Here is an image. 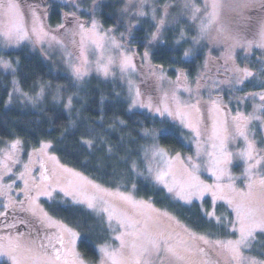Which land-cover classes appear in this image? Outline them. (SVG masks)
I'll return each instance as SVG.
<instances>
[{"label": "rangeland", "instance_id": "rangeland-1", "mask_svg": "<svg viewBox=\"0 0 264 264\" xmlns=\"http://www.w3.org/2000/svg\"><path fill=\"white\" fill-rule=\"evenodd\" d=\"M18 2L20 3L25 14L26 30L28 31L29 36L27 40H21L19 43H17L15 40H13L11 43H6L4 40L0 39V58L3 60L12 61L9 56H5V53L11 50H16L23 45L29 46L32 49L38 48L41 52H43L44 58L47 60V62H49L51 67L56 70L66 69L69 72V60L76 63H81L86 59L88 61L86 65L88 74L82 81L92 77L110 81L116 88L121 87V89L117 88L119 92L116 95L122 97L128 103L130 110L145 109L162 118H169L182 126L183 124L180 122L181 117H170L166 113L161 115L155 111V108L157 106L163 107L165 104H167L169 107L174 109L177 104H179L183 113V118L185 120H194L197 116L195 111L192 109H186L184 106L186 104H195L197 100L200 101V115L204 117L208 131L207 134L200 138L199 146L196 143L194 134L190 133L189 129L184 126L183 127L186 129L187 133L185 144L188 146V150L186 152L171 154L159 144L163 149L170 153V156L166 157V159L171 160L172 170L177 173L178 180L180 179V171L183 167L187 166V158H194L198 149L201 153V158L205 162L221 156L222 153L220 145L222 138L225 136V125L227 126L228 143L226 147L228 151L237 154L244 152L247 150L248 143L251 142L254 143L256 147V153H254L256 158H264V156L259 155L264 153V110L256 112V115L260 116L261 119L252 120L247 123L246 127H244V132L247 136V139L238 135L233 120V118L238 114L243 117H247L253 113L254 108L261 106L259 95L264 94V77L260 76V73H264V48H259L255 45H253L250 50L244 47H238L234 50V62L229 61L226 64L225 60L223 59L225 51V46L223 44L213 45L208 41H201V45L206 44L210 49H208L209 51L206 53L204 68L199 73V75L193 79L188 75V73L181 72L176 67L173 69L174 75L170 76V70L154 66L151 63L148 54L147 58L143 56L141 63L142 73L144 74V85L147 89L146 95L143 96L142 88L140 86V70L136 63L134 54L127 44L115 36L125 47L120 49L119 52L117 50L111 49L110 45L105 46L103 50H101L100 48H96L89 38H85L81 44L80 35H73L74 32H77V19L88 24L89 26L92 20H95L98 23L99 35L97 37H92L91 39L99 40V37L104 36V34L108 33L110 30L104 28L97 18H92L88 21H85L84 19L82 20L79 16L82 11L79 8V0L64 1L70 7V13L67 19L68 22L63 25V29L60 34L53 32L48 28L46 23V9L43 8L42 5L40 6L39 3H37V5L35 3L31 5L28 4L24 9V6L21 4V2L19 0ZM127 2L129 3V0H127ZM193 2L196 3L198 7L203 9L204 0H193ZM129 4L133 5L134 7H139L138 0H132V2ZM173 5H177L176 8L174 7V10H172V5H167L169 6L168 16L166 17L167 23L162 29V34L158 39L164 38V31L170 23H175L179 34L183 32L186 39L190 38V36H188V33L185 31V26L188 27L190 24L194 26L195 35H198L199 20L193 21L189 19L190 12L182 7L183 0L174 1ZM153 7L156 9V17L158 20L164 14L166 4L159 6L155 3V0H149L148 4L145 5V11L147 13L146 16H152ZM225 9H227V11L223 12L221 22L226 24L233 32L239 34L246 40H259L258 32L262 24H264V11L260 9H251L241 14L240 12L232 11L230 6L226 7ZM33 13H35V16L38 18L37 27L39 28L42 26L43 30L48 33L47 37L41 36L38 40L37 37L32 34L31 29L33 27ZM249 17L251 19H249ZM68 33H70L71 39L69 42H67L65 38L66 34ZM195 35L192 36V41ZM211 35H216L215 26H213ZM53 36H55V40L52 39ZM180 38H177L178 41ZM56 41H60V43H57ZM100 43L104 42L101 40ZM200 44H194L193 42L189 44V48L186 52H189L190 54L188 57H186L187 59L192 57V55L195 53V48H197ZM216 48L220 49L219 54L216 53ZM125 50H127V55L132 57V64L135 65V67L121 71L119 67L121 59L120 53L125 52ZM109 56L115 58L116 63L109 67L110 74L105 77L102 72H98L96 70V61L103 57L106 62L107 57ZM235 67H246L252 71L254 75L253 77L245 80L243 84H237L235 82ZM0 72L11 71H5L3 68H0ZM161 75H163V79H161ZM178 77L180 78L178 79ZM246 84L251 86L248 88V91L243 92ZM40 91H38V93L34 96L27 95L25 97H27L30 102H36ZM20 92L21 91L17 93L19 94ZM137 92L140 94L139 97L136 96ZM173 93H175V99L172 98ZM165 96L168 97L167 100L165 99ZM231 96L235 102H237L236 104H232ZM29 97L32 99L30 100ZM149 97H151L152 100L151 110H149L148 107H140L139 104L141 102L147 104ZM133 98L137 100L136 107L131 106V101ZM12 100L13 97L11 95L7 101V105L12 104ZM213 102H215V106H213ZM248 105L251 106H249V108H245V106ZM213 125H215L216 136L215 139L210 140L208 137L212 135ZM155 134L157 135L156 132ZM233 136H236L235 141L232 140ZM15 141L17 140L3 142L0 145V177H2V179H0V213L5 211L4 205H8L6 215H0V235H4L3 228L9 227V224L12 223V220L10 219V212L13 210L14 206L20 207L19 210L22 216H24L22 209H28L30 206L32 208L38 209V215L34 216L35 222L31 224L32 229H27L25 231L23 229L22 232H31L34 237H38L39 240H42L46 244L48 243L49 237L52 238L53 243H56L55 237L59 233V228L56 225H62L67 229L75 231L60 220L52 217L45 210L43 201L50 202L54 200L69 201L71 203L83 205L87 208H89L87 201L93 200V202L96 204V208L89 209L94 210L105 218L106 226L111 231V238L107 243L116 247H118L119 241H115L114 237L119 235L120 231L114 232L113 229L118 227V222L120 219L131 214L132 212L137 214L138 219L147 220L153 232L163 230L174 236L178 235L183 239H190L192 234L201 235L189 230V228L186 227L179 219L174 217L166 210L157 207L151 200L138 197L134 189L124 190L104 187L85 174L61 163L57 155H55L51 150V147L41 152V148L45 143L40 144L29 152H25L21 146V143L17 145L16 149L11 148L12 143ZM157 143H159L158 140ZM151 144L152 139L149 146ZM213 145H215V147H213ZM207 153H211L212 156H208ZM9 155L11 156V159H6V156ZM177 155L181 157L180 160L175 159ZM51 157H55V160L51 159ZM144 164L146 167L148 166V161L145 159ZM156 166V163L153 162V167ZM159 166L164 167L163 164H160ZM246 167L247 164L243 159L239 158L238 156H234L232 164H230L226 169V175L219 181L216 179V176L211 174L213 171L211 166H209L207 171L202 169L195 175L198 177L199 181H202L205 185H215L217 183L221 184L224 188L223 194L226 197H231L234 196L235 193L229 190V184L232 185L236 192L245 190L247 181L243 179L242 174L244 173ZM5 169H7V171H5ZM64 169H70L71 171L65 172ZM42 173H45V175L48 177L46 180L41 179ZM72 173H77L78 175H72ZM229 175L233 177L231 181H229L227 178ZM258 175L259 171L257 172V176ZM26 181L29 186H32L34 182L40 184L42 188H46L51 192V196L49 197L47 195H41L35 201V203L32 204L31 201L25 199ZM171 182V178H169L168 183L171 184ZM157 184L168 192L167 188H165L163 184ZM9 185L11 187H8ZM49 185H51V187H49ZM93 185H98L103 191H98L97 188L93 187ZM62 188L68 191L70 195L66 196L64 192L61 191ZM118 193L132 195L133 200L142 206L136 209H131L129 205L119 199ZM34 194L35 193H31L30 195ZM170 194H172L176 200L184 204H190L185 202L183 199H179L176 193ZM218 195H220V193H218ZM206 198H211L213 205V197L211 193L205 194L203 198H191V203L199 202L204 208L203 200ZM21 201H23L22 206H20ZM217 203L225 202L216 200L215 206ZM101 207L107 208L109 213L112 214L111 225L108 223L109 214L101 213ZM28 213L29 215L32 214L30 211H28ZM5 216L9 219L4 220L2 217ZM42 219L44 220L43 223H41ZM25 221L26 219L23 217V223H25ZM17 229H19V227H17ZM256 235L255 239L251 241L252 248L244 249V255H251L258 261H264V258L254 255L257 254L253 251V245L257 238ZM207 238L211 242H226L229 239H235L237 237L235 236L234 238L229 239H213L207 236ZM78 242L79 240L76 244L77 252H79ZM197 243H200L201 247H203L205 250L204 256L198 255L193 257V259L197 261L198 264L201 260H209L211 264H230L228 260L229 253L224 251L222 248L217 247L214 243L207 245L199 241H197ZM64 244L66 249H71V236L67 232L64 233ZM102 246L104 245H101L100 247ZM57 247H59V244H57ZM259 253L260 255L263 254L264 250ZM2 260L7 261V258H0V262ZM84 260L86 261V264H101V255L99 260L95 263L88 261L86 258H84ZM8 263L10 264L9 261Z\"/></svg>", "mask_w": 264, "mask_h": 264}, {"label": "trees", "instance_id": "trees-1", "mask_svg": "<svg viewBox=\"0 0 264 264\" xmlns=\"http://www.w3.org/2000/svg\"><path fill=\"white\" fill-rule=\"evenodd\" d=\"M19 1L24 9L28 4L42 5L46 9L47 26L53 32L60 34L63 29L61 25L68 22L70 7L65 0ZM174 1L177 0H155V3L159 6L172 5L174 10L177 6L173 5ZM78 4L82 10L79 14L82 20L97 18L104 28L113 30L114 35L133 52L140 70L143 96L147 92L141 69L145 52H148L154 66L169 69L170 76L174 75L173 69L176 67L193 79L204 68L206 53L210 49L206 44L195 48L190 59L184 55L195 35L192 24L185 26L190 38L181 39L176 24L170 23L164 31L163 39L150 42L156 22L151 16L135 15L137 7L130 5L127 0H79ZM65 38L69 42L70 33ZM215 51L219 54L220 49L216 48ZM5 56L19 63L13 64L17 68L15 73L0 72V145L18 140L25 152H29L40 144H50L51 150L64 165L110 189L131 190L134 184L138 197L151 200L157 207L179 219L189 230L213 239L235 237L228 226V219L235 220L229 205L217 203L215 217L209 218L206 214L213 211L211 198L203 200L204 208L199 202L184 204L159 186L147 172L137 176L129 171L131 161H136L141 171L146 168L144 150L149 146L151 138L143 137L145 129L156 132L157 137H161L158 139L159 144L171 154L186 152L187 133L182 125L145 109L130 110L128 103L116 95L121 87L117 89L112 82L97 77L78 82L66 69L52 68L38 48L23 45L6 52ZM260 76L264 77V73H260ZM250 86L246 84L243 92L248 91ZM16 87L20 88L19 94L15 92ZM41 87H44V94L36 102H30L23 95L26 93L34 96ZM57 88H60L62 97L74 96V111L70 112L63 107L64 99H54ZM11 95L13 103L7 105ZM231 101L232 104L237 103L232 96ZM164 132L167 135L161 136ZM84 139L96 143L89 148L82 143ZM43 202L45 210L52 217L74 229L81 239L89 241L87 245L78 242L79 252L88 261L97 262L100 257L99 247L111 238L105 218L94 210L69 201ZM218 218L224 219L223 224L217 222ZM256 237L253 251L257 254L254 255L264 258V253H259L264 250V234L257 233ZM0 264L9 263L2 260Z\"/></svg>", "mask_w": 264, "mask_h": 264}, {"label": "snow or ice", "instance_id": "snow-or-ice-1", "mask_svg": "<svg viewBox=\"0 0 264 264\" xmlns=\"http://www.w3.org/2000/svg\"><path fill=\"white\" fill-rule=\"evenodd\" d=\"M132 0H129L131 3ZM149 0H138L139 7L135 12V15L144 17L147 15L145 11V5H147ZM230 6L232 11H237L243 14L244 12L251 9H260L264 11V0H204L203 9L198 7L193 0H183L182 7L190 12L189 19L193 21L199 20V30L198 35H195L193 39L194 44H200L201 41H208L213 45L223 44L225 46L223 59L227 64L229 61L234 62V50L238 47H244L250 50L253 45L259 48H264V24H262L258 35L259 40H246L242 38L239 34L233 32L226 24L221 22V17L225 8ZM168 7L166 5L164 9V14L157 20L156 9L152 8V20L155 23V32L151 36V41H156L162 34V29L167 23L166 17L168 16ZM128 11V8H125ZM249 19H251L249 17ZM33 27L31 29L32 34H34L37 39L41 36L47 37L48 33L43 30V27H37L38 18L35 13L32 14ZM215 26V36L211 35V31ZM63 27V25H61ZM98 23L92 20L90 26L84 22L76 20L77 32L73 35H80L82 44L85 38H89L96 48H103L110 45L111 49L117 50L125 46L120 43V41L115 37L113 30H109L104 36L99 37V40L91 39L92 37H97L98 33ZM128 31H131V26ZM181 39H184V33L181 32ZM29 36L26 30V18L25 14L21 8L18 0H0V39L4 40L6 43H11L15 40L19 43L21 40H27ZM123 34H121V39ZM55 40V36L52 37ZM104 43H100V41ZM60 43V41H56ZM189 52H185V57L189 56ZM145 58L148 56V52L144 54ZM120 63L119 67L121 71H125L128 68H134L135 65L132 64V57L127 55V50L120 53ZM18 61H7L0 58V68L5 71H11L15 73L17 68L13 67V64H18ZM88 61L85 59L81 63H76L69 60L68 68L71 77L76 81H82L84 77L88 74L87 65ZM116 63L115 58L109 56L105 62L104 58L96 61L97 71L102 72L105 77L109 73V67ZM235 82L237 84H243L245 80L253 77V72L248 68H234ZM182 75V74H181ZM180 77H178L179 79ZM163 79V75H161ZM14 84H18L17 81H13ZM71 84L72 81L70 80ZM51 87V85H47ZM15 91L19 92L20 88L16 87ZM57 96L54 99L60 100L64 99L63 107L67 108L70 112L74 111V96L67 95L66 98L60 95V88L56 89ZM44 87H41V91L38 94L37 99L43 96ZM23 95L27 96L26 93ZM139 92L136 96L139 97ZM173 99H175V93H173ZM31 100L32 98L29 97ZM167 100L168 97L165 96ZM259 100L261 101V106L254 108L252 114L247 117H243L238 114L233 118L236 131L239 136L247 139L244 132V127L247 123L252 120L261 119L260 116L256 115V112L264 110V94L259 95ZM131 106H137V100L135 98L131 101ZM140 107H148L149 110L152 108V100L149 97L147 104L141 102ZM215 106V102H213ZM186 109H192L197 114L194 120H185L183 118L182 110L177 104L173 109L165 104L163 107L157 106L155 111L161 115L167 114L170 117H181V124L188 128L190 133L194 134L197 145L200 144V138L207 134V124L200 115L201 107L200 101L197 100L195 104H186L184 106ZM123 123V121H121ZM203 126V127H202ZM167 135V132L161 134V136ZM215 125H213L212 135L208 139H215ZM143 137H148L152 139V144L145 148L144 159L148 161V166L144 171L140 170V165L136 161H131V167L129 171L137 176H142L147 172L150 177H153L155 182L163 184L167 188L169 193H176L179 199L185 200L187 203H191V198H203L207 193H211L213 197V211L207 213L209 218L215 217V201L221 200L229 205L231 213L235 214V220L228 219V226L231 228V233L236 236L235 239H229L225 241H215L211 242L205 235H195L192 234L190 239L180 238L178 235L174 236L166 231H156L153 232L149 226L147 220H141L137 218V214L132 212L126 215L118 222V227L113 229V231H120L119 235L114 237L115 241H119L118 247L112 246L105 243L104 246L98 249L101 255V264H198L197 261L193 259L195 256H204L205 250L201 247L200 243L207 245L214 243L217 247L222 248L224 251L229 253L228 260L230 264H264V261H258L251 255H244V249L252 248L251 241L255 239L256 233L264 234V158L257 159L256 147L254 143H248L247 150L241 153H233L227 150L228 135L227 126L225 125V136L221 140V156L214 159H210L205 162L201 158V153L199 149L196 156L189 157L186 160V167H183L179 173L180 179H177V173L172 170L171 160L166 159L170 156L165 149H163L157 140L161 137H157L154 131L145 129L143 132ZM236 136L232 137L235 141ZM20 141H15L12 143L11 148L16 149ZM82 143L86 144L89 148L93 147L96 143L90 139H84ZM51 147L50 144H43L41 152L45 149ZM215 147V145H213ZM111 149H109V152ZM208 156H212L211 153H207ZM264 156V153L259 154ZM238 156L243 159L247 164L244 173L242 174L243 179L247 181L245 185V190L241 192H236L231 184L228 185L229 190L234 192L235 195L231 197H226L223 192L224 188L221 184L217 183L215 185H205L202 181H199L198 177L195 175L202 169L207 171L209 166L212 167V175L216 176L219 181L226 175L227 167L232 164L233 157ZM6 159H11V156H6ZM55 160V157H51ZM176 160H180L181 157L177 155ZM127 162V161H126ZM153 162L156 163V167H153ZM163 164L164 167L159 165ZM43 167V165H42ZM7 171V169H5ZM46 171V170H45ZM65 172H70V169H64ZM259 175L257 176V172ZM23 175V174H22ZM72 175H78L77 173H72ZM48 177L45 173L41 174V179L46 180ZM169 178H171V184L168 183ZM229 181L233 179L230 175L227 177ZM2 179V177H0ZM8 187H11L10 185ZM51 187V185H49ZM98 191H103L98 185H93ZM135 185L133 184V189ZM64 194L70 195L65 189H61ZM35 193L34 195H30ZM220 193V195H218ZM47 195L51 196V192L46 188H42L40 184L33 183L29 186L27 181L25 182V199L31 201L32 204L41 196ZM119 199L130 206L131 209H136L142 205L137 204L133 200L132 195H125L123 193H118ZM84 202V201H77ZM23 205V201H21ZM87 205L89 208L95 209L96 204L93 200H88ZM8 205H4L5 211L0 213V215H6ZM27 210L32 213L33 216L38 215V209L32 208L31 206ZM101 213L109 214V225H111L112 214L109 213L107 208L101 207ZM230 213V215H231ZM46 216V214H45ZM44 220H41L43 223ZM218 223L223 224L224 219L218 218ZM23 223V221H21ZM52 226V225H48ZM59 228V233L56 235V243L52 242V238H48V243H44L39 240L38 237H34L31 232H21L17 229L18 234L7 236H0V258H7L10 264H86L84 258L76 251V244L79 240L82 244L87 245L89 241L86 238L81 239L79 234L75 231L67 229L62 225H56ZM10 227L16 229V224L13 223ZM187 231V229H186ZM67 232L71 236V249H66L64 244V233ZM59 244V247H57ZM199 264H211L209 260H201Z\"/></svg>", "mask_w": 264, "mask_h": 264}, {"label": "flooded vegetation", "instance_id": "flooded-vegetation-1", "mask_svg": "<svg viewBox=\"0 0 264 264\" xmlns=\"http://www.w3.org/2000/svg\"><path fill=\"white\" fill-rule=\"evenodd\" d=\"M20 206H22V204ZM19 209H20L19 206H14L13 207V210L10 212V214H11L10 219L12 220V223L9 224V227L3 228L4 235H0V236H7L8 234H12V235L18 234L17 227H19V231H21V232L23 231V229H24V231L27 230V229L28 230L32 229V225L31 224L35 222V217L32 214L29 215L28 211H26V210H23L24 216H22V214H20L21 212H20ZM23 217H25V219H26L25 223H21V221H23ZM2 218L4 220L5 219H9L6 216L2 217ZM13 223L16 224V229L10 227Z\"/></svg>", "mask_w": 264, "mask_h": 264}]
</instances>
